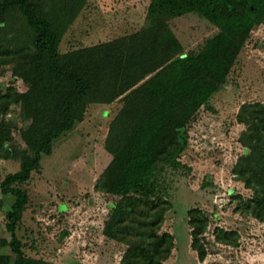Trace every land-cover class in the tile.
<instances>
[{
  "label": "trees",
  "instance_id": "16d2710c",
  "mask_svg": "<svg viewBox=\"0 0 264 264\" xmlns=\"http://www.w3.org/2000/svg\"><path fill=\"white\" fill-rule=\"evenodd\" d=\"M87 1L0 0V31L15 30L0 38V65L14 63V73L27 85L25 94L0 92V149L20 163L19 171L4 178L0 173V210L6 207L3 196L13 197L5 214L9 237L0 241L13 254L8 264H55L28 256L17 234L29 202L22 185L40 169L43 156L52 154L56 139L84 120L90 105L117 100L122 106L105 140L112 159L94 185L119 197L103 232L127 246L120 264H163L174 236L161 231L170 203L163 197L159 168L181 165L187 126L226 85L253 31L264 24V0H151L148 24L138 31L61 53L60 42ZM187 13L218 28L197 52L184 53L170 25ZM12 105L20 107L25 122L23 149L8 146ZM237 118L246 126L239 139L245 149L234 172L253 192L240 197L237 207L264 221V103L245 102ZM187 217L191 245L203 260L210 216L194 207ZM213 233L216 241L238 244L237 230L218 225Z\"/></svg>",
  "mask_w": 264,
  "mask_h": 264
},
{
  "label": "rangeland",
  "instance_id": "374dc122",
  "mask_svg": "<svg viewBox=\"0 0 264 264\" xmlns=\"http://www.w3.org/2000/svg\"><path fill=\"white\" fill-rule=\"evenodd\" d=\"M151 0H88L60 42V52L110 41L133 33L147 23ZM15 23V22H14ZM148 24V23H147ZM170 25L184 46L197 52L218 28L197 13L177 16ZM15 28L16 24H11ZM18 26V25H17ZM9 35L0 31V38ZM25 94L27 85L14 73V63L0 65V92ZM264 103V24L256 28L240 53L226 85L201 107L187 126L188 144L181 165L159 168V179L170 207L161 223L162 232L174 236V249L163 264H264V221L238 209L240 197L253 195L234 168L245 147L239 139L246 129L237 115L245 102ZM122 106L120 100L105 116L90 105L76 128L56 139L51 155H44L39 170L22 185L29 202L17 234L28 256L55 264H120L126 245L107 237L103 230L119 197L96 191L94 185L112 157L105 149L111 119ZM9 119L15 124L13 148H25V122L20 107L12 105ZM0 149V173L19 171L18 158L8 159ZM1 196V195H0ZM0 210V241L8 238L6 209L12 196H3ZM200 207L210 216L205 231L208 254L199 258L192 247L187 211ZM237 230L238 244L216 241L214 228ZM13 258L10 247L0 245V264Z\"/></svg>",
  "mask_w": 264,
  "mask_h": 264
},
{
  "label": "crops",
  "instance_id": "0c3cea01",
  "mask_svg": "<svg viewBox=\"0 0 264 264\" xmlns=\"http://www.w3.org/2000/svg\"><path fill=\"white\" fill-rule=\"evenodd\" d=\"M138 31V30H137ZM136 32V31H135ZM114 103V102H113ZM112 103V104H113ZM112 104H101V103H99V104H96V105H98V106H100V109L103 111V114L105 115V116H107L109 113H110V107L112 106ZM92 105H95V104H92ZM112 157V156H111Z\"/></svg>",
  "mask_w": 264,
  "mask_h": 264
}]
</instances>
